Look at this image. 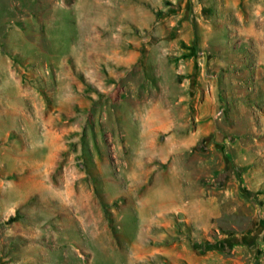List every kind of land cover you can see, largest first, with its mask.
<instances>
[{"label":"rangeland","instance_id":"1","mask_svg":"<svg viewBox=\"0 0 264 264\" xmlns=\"http://www.w3.org/2000/svg\"><path fill=\"white\" fill-rule=\"evenodd\" d=\"M0 264H264V0H0Z\"/></svg>","mask_w":264,"mask_h":264},{"label":"crops","instance_id":"2","mask_svg":"<svg viewBox=\"0 0 264 264\" xmlns=\"http://www.w3.org/2000/svg\"><path fill=\"white\" fill-rule=\"evenodd\" d=\"M153 194H154L153 197H155V198L157 197V199L159 201L158 203L160 205V208H162L163 211L174 208V207L172 208V206H174V202H172L170 200V196H169L170 192H167L164 188L159 189V186H158L157 190H155L153 192ZM193 211H194V212H192L193 215L190 218H191L192 222L196 225V227L197 228H204V229L208 228L209 225L206 224V221L204 220V218L198 217V219H196L194 216L196 213L195 208ZM201 213H203V212H201Z\"/></svg>","mask_w":264,"mask_h":264}]
</instances>
